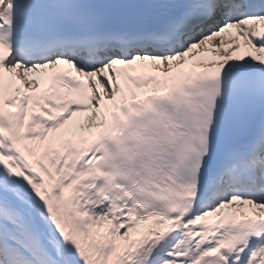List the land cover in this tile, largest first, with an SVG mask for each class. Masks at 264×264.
Masks as SVG:
<instances>
[{
    "label": "snow or ice",
    "instance_id": "snow-or-ice-1",
    "mask_svg": "<svg viewBox=\"0 0 264 264\" xmlns=\"http://www.w3.org/2000/svg\"><path fill=\"white\" fill-rule=\"evenodd\" d=\"M0 264H264V0H0Z\"/></svg>",
    "mask_w": 264,
    "mask_h": 264
}]
</instances>
